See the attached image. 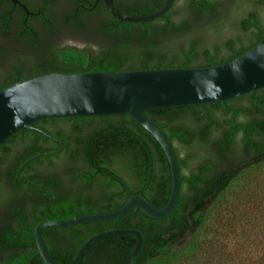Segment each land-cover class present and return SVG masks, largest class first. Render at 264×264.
Returning <instances> with one entry per match:
<instances>
[{
    "label": "trees",
    "instance_id": "16d2710c",
    "mask_svg": "<svg viewBox=\"0 0 264 264\" xmlns=\"http://www.w3.org/2000/svg\"><path fill=\"white\" fill-rule=\"evenodd\" d=\"M164 1L113 4L121 13L143 15ZM94 3L25 0L39 14L38 30L30 19L23 22L24 10L12 13L13 4L2 0L4 36L16 33L11 51L0 44V90L46 73L214 66L264 37V0H183L180 6L175 0L165 15L143 23L120 22L102 1ZM14 18L18 28L11 32ZM67 37L79 46L66 43ZM145 114L167 136L178 159L180 192L173 210L151 218L133 208L113 220L46 228L42 239L49 257L67 264L91 236L135 229L143 242L131 264H244L217 240L235 230L232 208L249 202L241 191L233 197L229 192L245 171L264 166V89L225 103L150 108ZM31 125L58 138L62 147L47 153L59 143L36 129L17 131L0 145V264H45L34 236L44 221L110 212L140 191L154 207L167 201L166 156L128 115L44 118ZM213 216L215 226L209 225ZM222 220L229 226L224 233ZM135 244L130 234L100 239L78 264H122ZM257 264H264V255Z\"/></svg>",
    "mask_w": 264,
    "mask_h": 264
},
{
    "label": "water",
    "instance_id": "95a60500",
    "mask_svg": "<svg viewBox=\"0 0 264 264\" xmlns=\"http://www.w3.org/2000/svg\"><path fill=\"white\" fill-rule=\"evenodd\" d=\"M27 14L20 0H9ZM175 0H165L155 11L143 15L119 12L113 0H103L107 12L120 22L143 23L166 14ZM264 89V37L242 55L209 67L138 69L84 73H46L18 81L0 90V145L20 130L36 129L59 143L58 138L31 124L44 118L126 114L148 131L162 148L169 165L170 192L165 204L154 207L138 193H130L118 209L79 215L63 220H47L34 229L40 257L51 260L42 239L50 227L117 219L133 208H140L151 218H162L175 207L180 192V169L172 143L146 114L150 108L225 103L228 100ZM121 234L133 235L135 247L122 264H131L142 247V235L135 229H112L88 238L67 264H78L84 252L96 241Z\"/></svg>",
    "mask_w": 264,
    "mask_h": 264
},
{
    "label": "rangeland",
    "instance_id": "374dc122",
    "mask_svg": "<svg viewBox=\"0 0 264 264\" xmlns=\"http://www.w3.org/2000/svg\"><path fill=\"white\" fill-rule=\"evenodd\" d=\"M183 0H177L176 6H180ZM64 6L63 1L58 4V8ZM253 5H249V9ZM66 43L78 45L80 43L66 38ZM234 189L229 193L231 197L241 191L245 201L237 204L232 209L235 210L236 220L235 230L231 234L218 237L217 244L226 245L228 253H238V262L244 264H257L264 255V166L245 171L236 181ZM231 197H228L232 199ZM231 200L229 203L231 204ZM237 221V222H236ZM215 224V218L211 217L209 225ZM228 221L222 220L219 228L224 233L228 229ZM214 230V229H213ZM211 234V233H210Z\"/></svg>",
    "mask_w": 264,
    "mask_h": 264
},
{
    "label": "flooded vegetation",
    "instance_id": "af4514ba",
    "mask_svg": "<svg viewBox=\"0 0 264 264\" xmlns=\"http://www.w3.org/2000/svg\"><path fill=\"white\" fill-rule=\"evenodd\" d=\"M7 1H9V0H7ZM24 1L25 0H20V2L23 4V5H25L24 4ZM30 3L32 2V3H35V2H37V1H40V0H28ZM99 1H102L103 2V0H95V3H94V5H93V7L95 6V4L96 3H98ZM144 1V0H143ZM0 2L2 3V0H0ZM10 2V1H9ZM12 3V2H11ZM104 3V2H103ZM13 4V3H12ZM26 6V5H25ZM81 6L82 7H84L85 8V5H82L81 4ZM105 6V5H104ZM27 7V6H26ZM16 8H20V9H22L20 6H18V5H15V4H13V7L12 8H9L10 9V12H12V13H15V11H16ZM27 9H28V7H27ZM23 10V9H22ZM88 10V9H87ZM28 11L30 12L29 14H26V16H24V18H23V22L24 23H28V20L30 19V25H31V27H32V24H36V25H38L40 22L38 21V19H35L36 17H38V13L37 12H35V11H32V10H30V9H28ZM30 17H32L33 19H31ZM15 20H13V21H11V27H10V31L11 32H13V31H16L17 30V25H16V22H17V18H14ZM34 21V22H33ZM42 27V25H38V30H40V28ZM10 33V32H9ZM15 33L16 32H14V33H10L9 35V37L7 36V37H5L4 35H5V33L3 32V29H2V25L0 24V44H3L4 45V47H7V50L6 51H11L12 50V41H13V38H12V36L14 37L15 36Z\"/></svg>",
    "mask_w": 264,
    "mask_h": 264
}]
</instances>
